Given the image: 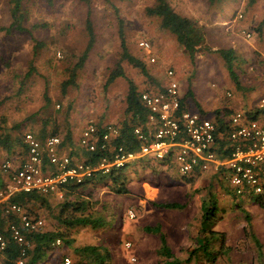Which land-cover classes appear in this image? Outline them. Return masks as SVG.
Wrapping results in <instances>:
<instances>
[{"label":"rangeland","instance_id":"obj_1","mask_svg":"<svg viewBox=\"0 0 264 264\" xmlns=\"http://www.w3.org/2000/svg\"><path fill=\"white\" fill-rule=\"evenodd\" d=\"M167 1L176 13L204 28L210 51L198 53L194 62L172 35L159 29L155 18L145 15L154 0H91L90 5L84 0H23L24 18L19 29L14 25L9 1L0 0V172L7 159L14 160L15 166L21 162L19 147L8 151L1 142L12 144L24 133L41 141L42 131L49 137L57 130L63 139L70 130L72 146H64L69 153L74 151V142L87 121L120 127L126 117L128 83L119 77L106 84L117 67L139 93L160 91L167 81L165 72L173 70L181 96L189 90L192 93V98L184 100L186 108L209 118L219 110L245 109L254 101L264 83V0ZM87 17L95 42L82 68L76 71L75 86L63 92L62 84L70 79L87 46ZM120 25L129 54L141 61L150 80L120 60ZM139 41L150 44L149 54L138 49ZM36 44L42 47L34 55ZM229 48L240 58L234 66L239 90L216 54ZM151 57L154 64L148 62ZM226 92L231 93V99L224 98ZM159 166L146 158L126 165L128 195H115L107 183L83 188L78 198L90 200V211L103 218V225L68 230L65 241L36 264H63L65 258L77 264L74 249L86 246L108 249L110 264H170L173 260H166L160 251V236L165 237L177 264H207L210 256L203 253L195 252L194 259H187L197 241L210 231L224 238V247L220 248L219 242L212 244L213 252L220 250L215 264L264 263V210L258 203H253V210H245L251 203L233 196L229 185L215 175L186 180L167 169L169 172L159 179ZM42 199L23 207L31 217L43 221L44 232H50L63 198ZM163 203H179L184 208L160 210L152 206ZM202 203L207 207L214 204L207 220H201ZM128 211L134 213V219H128ZM147 227L157 234L146 232ZM125 243L131 248L126 249ZM31 257L29 252L25 263Z\"/></svg>","mask_w":264,"mask_h":264},{"label":"built area","instance_id":"obj_2","mask_svg":"<svg viewBox=\"0 0 264 264\" xmlns=\"http://www.w3.org/2000/svg\"><path fill=\"white\" fill-rule=\"evenodd\" d=\"M246 36L250 38V34ZM137 47L150 53L151 46L146 41H139ZM148 62L154 64L155 59L151 57ZM165 76L167 81L160 91L140 93L147 116L145 128L139 126L132 131L139 144L135 152L123 148L118 126L99 127L91 120L86 122L78 146L86 152L101 154L93 166L86 161L73 162L62 152V139L58 136L39 141L31 133L22 135L26 157L21 165L13 168L8 159L1 164L6 184L0 190V262L12 242L19 248L15 264H25L31 249L30 235L39 233L44 226L23 206L10 203L12 196L36 193L62 199L66 185L80 184L93 173L108 174L113 168L122 169L144 158L172 165L182 178L192 179L210 172L224 180L237 198L264 195V83L254 101L230 115L219 128L208 116L183 108L175 72L169 69ZM224 98L231 99V93L226 92ZM44 163L48 165L47 171ZM127 217L132 220L135 215L128 211ZM55 245H60V240ZM125 248L130 249L131 244L125 243ZM63 264H70V260L63 259Z\"/></svg>","mask_w":264,"mask_h":264},{"label":"trees","instance_id":"obj_3","mask_svg":"<svg viewBox=\"0 0 264 264\" xmlns=\"http://www.w3.org/2000/svg\"><path fill=\"white\" fill-rule=\"evenodd\" d=\"M8 1L11 7L14 25H17L16 28L19 29V26L21 25L24 18V13L22 12L23 0ZM90 1L91 0H84L86 5H90ZM145 15L149 18H155L159 23V29L161 31L169 33L175 38L176 43L185 51L190 61L194 62L195 56L198 53L202 51L208 53L210 51V49L206 47L204 28L200 26L195 20L176 13L167 0H154L153 5L145 9ZM85 31L88 37L86 49L79 57L78 62L73 66L70 79L62 84L63 92L68 87L75 86L74 80L77 76L76 71L82 68L85 60L87 59L88 53L92 49L95 42L93 27L88 17L85 21ZM119 40L121 49L120 60L125 61L131 67L138 69L142 73V75L147 78V80H150L151 77L145 71L144 65L141 63V61L129 54L124 38V31L121 25L119 28ZM41 47L42 46L40 44H36V47H34V55H36L37 49L39 50V48ZM216 54L224 62V66L227 70V73L229 74L230 79L234 83L236 89L238 88L239 90V79L236 75L234 66L240 61V58H238V55H236L235 51L232 48L219 49L216 51ZM119 77H122L128 83L127 94L124 101V114L126 117L125 121L120 124L119 127L122 134L121 144L125 151L135 152L139 149V144L133 138L132 131L135 127L139 126L145 128L147 112L140 103V93L136 89V86L132 81L125 78L119 67H117V70L108 77L106 84L110 85L116 78ZM259 88L260 87H258V89ZM185 98H192V93L190 90L187 91L185 97L182 98L183 108H186V105L184 104ZM236 111L229 110L228 112L222 113V111L219 110L216 111L215 115L211 119L215 124H217L219 128H221L222 126H224L227 118ZM44 132L45 131L41 132V141L46 137V134ZM57 133V130H55L54 133H52V136H57ZM72 143V133L70 130H67L64 138L62 139V147L67 145L72 146ZM1 145H3V148L8 151H10L15 145H17L18 147H20V149L26 152V147L23 145L22 139L14 141L12 144L8 140L3 141L1 142ZM83 156L86 163L93 166L96 165L100 160L101 154L98 152L89 153L84 151ZM124 171V168H113L108 174L96 172L93 173L90 178L85 179L80 184L75 185L74 183H71L66 185L63 189L65 194L63 197V202L60 205L58 213L53 217L55 221L54 228L50 232L35 233L30 235V242L31 244H33V250H30V254L32 255V257L30 261L25 264H36V262L45 258L48 254L51 253L56 240L65 241L64 237L66 236V232L68 230L79 227H89L91 229L100 228L104 223L103 218L101 216H95V212L93 210L90 211V200L78 198V195L83 188L89 186L98 188L102 184L106 183L108 184V186H110L111 191L115 195H128L129 191L126 186L127 182L124 181ZM72 197L74 198L73 200L71 199ZM249 199L255 200V202L258 203L259 207L264 210V195L251 197ZM9 202L20 206H25L32 202L41 203L43 202V199L41 195H38L36 193L17 194L12 196ZM152 206L160 210H182L184 208V205L179 203L153 204ZM205 206V203H202L203 214L201 220L208 219V217L211 215V210L214 204L213 206L211 205L212 207ZM145 230L146 232L148 231V233L157 234L156 231L150 230L149 227H147ZM223 240V235L216 234L213 231H210L206 237H203L197 241V247L191 251L187 261L194 259V254L195 252H197L203 253L205 256H210V258L207 257V264H215L216 255L220 250L217 251L218 253L213 252L212 244L214 242H219L221 244L220 248H222L224 247ZM160 241L162 243V248L160 250L163 253L162 255L166 257V260H173L170 264H177V261L174 260L173 254L168 250L166 246L165 237L160 236ZM74 255L78 259L77 264H110L112 260V255L108 249L96 246L76 248L74 249ZM18 257L19 248L14 243L10 242L8 245V249L4 254L5 259L3 260L2 264H15ZM259 259L262 260L263 258L259 257ZM260 264H264L263 260L260 262Z\"/></svg>","mask_w":264,"mask_h":264},{"label":"crops","instance_id":"obj_4","mask_svg":"<svg viewBox=\"0 0 264 264\" xmlns=\"http://www.w3.org/2000/svg\"><path fill=\"white\" fill-rule=\"evenodd\" d=\"M183 98V97H182ZM185 104V103H184ZM186 105V104H185ZM198 109H200V111H202V108H198ZM198 112H199V110H198ZM102 124V123H101ZM146 124V123H145ZM96 125L97 126H99L100 124L99 123H96ZM103 125H105L104 123L102 124V125H100V126H103ZM82 132V131H81ZM81 132H79V136H80V134H81ZM78 136V137H79ZM78 137H77V139H78ZM75 140V142H74V147H75V149H74V151H70L69 153H67V150H66V148L65 147H62V152L64 153V154H67V155H69L72 159H73V162H82V161H85V159H84V156L82 157V156H80V155H77V154H79V153H81V154H83L84 153V151L85 150H83V149H81V148H79V146H78V140ZM44 140V139H43ZM15 146H17V145H15ZM14 146V147H15ZM17 151H18V158L21 160V162L25 159V157H26V152H24L22 149H20V147L17 149ZM6 152V151H5ZM7 153V152H6ZM76 154V155H75ZM22 155V156H21ZM81 158H82V160H81ZM12 161V165H13V168H18L20 165H21V162L19 163V164H17V166H15V162H14V160H11ZM159 168H160V170L158 171L159 172V174H160V176H158L157 178H159L160 179V177L163 179L164 178V176H165V173H168L169 171H167V169H169L170 171H173L176 175H178L179 177H181L179 174H178V172H177V170H176V168L175 167H168V166H165V165H162V164H160L159 163ZM166 167V168H165ZM43 168H44V170L45 171H47L48 170V165L46 164V163H44V166H43ZM3 174V173H2ZM4 175V174H3ZM214 176L213 174H211L210 172H207V173H204V174H202V175H200V176H196L195 177V179L196 178H200V179H209L210 178V176ZM6 177V176H5ZM182 178V177H181ZM219 178V177H218ZM4 179V177H2V175H1V172H0V190H4L5 189V184H6V181H4L3 180ZM183 179H186V180H191V179H187V178H183ZM193 179V178H192ZM219 180H221L222 181V179L221 178H219ZM230 192L232 193L233 191L231 190V188H230ZM63 193H64V190H63ZM65 195V194H64ZM63 195V196H64ZM241 201H244V202H248V203H251L250 205L248 204V207H247V209H245V210H248V209H250V210H253L252 209V206H253V203H256L255 202V200H252L251 202L248 200V199H246V198H243V199H241ZM1 213V212H0ZM12 221H15V219H11ZM17 222V221H16ZM3 223H4V220H3ZM44 227V226H43ZM44 231H43V228L41 229V231L39 232V233H43ZM60 244H61V241H60ZM55 246H59V245H55V243H54V247ZM31 247H33V244H31ZM30 250L31 249H29V252H30ZM29 252H28V254H29ZM28 254H27V257H28ZM5 258H3V260H4ZM27 259V258H26ZM3 262V261H2ZM2 262H0V263H2Z\"/></svg>","mask_w":264,"mask_h":264},{"label":"clouds","instance_id":"obj_5","mask_svg":"<svg viewBox=\"0 0 264 264\" xmlns=\"http://www.w3.org/2000/svg\"><path fill=\"white\" fill-rule=\"evenodd\" d=\"M233 196H234V195H233ZM235 197H236V196H235ZM236 198H237V197H236ZM238 199H240V200H241V199H243V198H238Z\"/></svg>","mask_w":264,"mask_h":264}]
</instances>
